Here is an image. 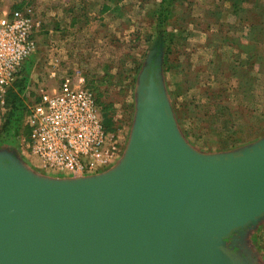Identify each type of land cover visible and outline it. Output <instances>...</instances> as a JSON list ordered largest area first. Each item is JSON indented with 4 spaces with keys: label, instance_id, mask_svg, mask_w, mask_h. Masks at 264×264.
<instances>
[{
    "label": "water",
    "instance_id": "water-1",
    "mask_svg": "<svg viewBox=\"0 0 264 264\" xmlns=\"http://www.w3.org/2000/svg\"><path fill=\"white\" fill-rule=\"evenodd\" d=\"M154 55L109 170L48 177L0 150V264H257L241 242L264 220V138L226 153L192 149Z\"/></svg>",
    "mask_w": 264,
    "mask_h": 264
},
{
    "label": "rangeland",
    "instance_id": "rangeland-1",
    "mask_svg": "<svg viewBox=\"0 0 264 264\" xmlns=\"http://www.w3.org/2000/svg\"><path fill=\"white\" fill-rule=\"evenodd\" d=\"M97 1L80 5L71 19L62 17V0L0 2V12L24 8L39 22L14 97L28 103L64 77L83 76L122 144L121 158L139 76L154 52L176 126L192 149L226 153L264 138V0ZM105 2L111 9L102 10ZM7 113L0 104V150L17 156L16 123ZM241 244L264 264V220Z\"/></svg>",
    "mask_w": 264,
    "mask_h": 264
},
{
    "label": "built area",
    "instance_id": "built-area-1",
    "mask_svg": "<svg viewBox=\"0 0 264 264\" xmlns=\"http://www.w3.org/2000/svg\"><path fill=\"white\" fill-rule=\"evenodd\" d=\"M39 22L22 9L0 12V104L19 78L23 63L35 50ZM54 73H51V76ZM23 119L28 133L17 152L32 158L48 177L93 176L120 159L121 142L106 128L93 91L83 76L64 77L52 89H43L26 103ZM106 168L100 171L101 168Z\"/></svg>",
    "mask_w": 264,
    "mask_h": 264
},
{
    "label": "trees",
    "instance_id": "trees-1",
    "mask_svg": "<svg viewBox=\"0 0 264 264\" xmlns=\"http://www.w3.org/2000/svg\"><path fill=\"white\" fill-rule=\"evenodd\" d=\"M107 8L108 7L105 5V6H103L102 10H105ZM17 80H19V79H17ZM17 80L14 82L13 86L11 88H9V90H8V93L6 96V106L8 108L7 116L8 117L10 116L11 118H13V121L16 123L14 126H15L16 134H17L16 137H18V141H17L18 143L17 144L19 145V142H20L19 140H21V138L23 136L27 135L28 129L23 124V119H24V116H25L26 111H27V105L25 104L24 101H22L21 98L14 97L13 93H11L13 87L18 82ZM94 95H95V93H94ZM9 97H11V98H9ZM95 99H96L97 104L100 106V103H99L98 99L96 98V96H95ZM8 121H10V119H8ZM5 126H7V125H5ZM3 131H4V126L2 125V128L0 130V135L4 134L5 131L4 132Z\"/></svg>",
    "mask_w": 264,
    "mask_h": 264
},
{
    "label": "crops",
    "instance_id": "crops-1",
    "mask_svg": "<svg viewBox=\"0 0 264 264\" xmlns=\"http://www.w3.org/2000/svg\"><path fill=\"white\" fill-rule=\"evenodd\" d=\"M2 1H7V3L10 1V0H0V2H2ZM103 1H101V3H102ZM98 3V1L97 0H62V17L64 16V19H67V17L69 18V19H71V17H73L74 15H76V13L78 12V10L77 9H80V5H83V4H85V5H88V6H91V5H95V4H97ZM104 3V2H103ZM102 3V4H103ZM105 3H107V2H105ZM106 4H104V5H102V6H105ZM108 8L107 9H111V7L109 6V4L107 3V5H106ZM3 6L1 5V3H0V10H1V8H2ZM18 9H22V10H24V8H18ZM25 11V10H24ZM73 15V16H72ZM35 35V34H34ZM24 64V63H23ZM24 68V67H23ZM43 89H48V90H50V89H52V88H50V87H46V88H43ZM43 89H41V90H43ZM40 90V91H41ZM40 93V92H39ZM38 93V94H39ZM38 96V95H37ZM21 141V140H20ZM20 143V142H19ZM17 148H18V145H17V147H16V149H15V152H16V154H17V157H19V158H21V160L24 162V163H26L31 169H34V170H37L38 169V167H37V165H36V162H34L33 161V159L32 158H24V156H20L19 154H18V152H17ZM31 164H33L34 165V167L35 168H33L32 167V165Z\"/></svg>",
    "mask_w": 264,
    "mask_h": 264
}]
</instances>
